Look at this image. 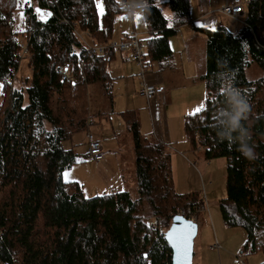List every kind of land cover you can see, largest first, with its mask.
I'll return each instance as SVG.
<instances>
[{
  "label": "trees",
  "instance_id": "1",
  "mask_svg": "<svg viewBox=\"0 0 264 264\" xmlns=\"http://www.w3.org/2000/svg\"><path fill=\"white\" fill-rule=\"evenodd\" d=\"M31 1L0 0V264H171L165 231L179 208L197 211L203 198L176 191L167 145L142 135L135 112L125 118L134 141L139 199L128 190L88 197L78 182L63 178L77 158L74 148L64 145L69 137L54 115L52 97H63L68 121L79 123L71 133L86 131L89 87L100 86L112 101L108 64L113 52L88 53L71 26L60 20L75 21L95 42L106 43L126 0H104L102 15L95 0ZM150 4V14H143L150 34L143 40L146 56L165 68L173 57L170 37L191 21V0ZM160 4L169 7L171 19ZM22 10L32 75L18 89L8 76L21 64L15 14ZM195 30L207 38V98L203 110L185 120L186 136L193 150L203 148L205 158H226V196L219 201L223 221L245 230L241 253H264V77L252 81L245 74L253 63L264 70V0H250L236 33L222 25ZM81 60L86 79L61 80L56 67L69 65L77 75ZM237 91L248 110L233 129L231 97ZM37 119L59 126L47 135L45 148L35 142L39 150L30 145ZM243 151L255 158L247 159ZM143 198L153 216L165 218L161 226L151 228L140 215Z\"/></svg>",
  "mask_w": 264,
  "mask_h": 264
},
{
  "label": "rangeland",
  "instance_id": "2",
  "mask_svg": "<svg viewBox=\"0 0 264 264\" xmlns=\"http://www.w3.org/2000/svg\"><path fill=\"white\" fill-rule=\"evenodd\" d=\"M22 1V0H21ZM118 3H122L123 0H116ZM133 4L136 6L139 4L140 0H131ZM216 1V0H214ZM29 2H33L29 0ZM25 3V2H23ZM96 9L98 15H102L105 10L104 0H100V4L102 5L101 9L97 7V0H95ZM192 4V0H191ZM163 13L168 19L172 18V12L170 11L169 7L166 4H160ZM136 8L133 12L126 10L125 12L122 11L115 16L114 20V28H113V36L110 42L112 41H119L120 34L122 33L123 28H127L129 26L128 20L121 23L119 19L122 16H133L135 14V25L136 31L140 33L141 39L144 40L143 36L146 34L147 26L144 19V15L140 14L136 11ZM220 10V9H219ZM218 11V18L221 21V24L226 27L229 31L236 33L239 31L240 27L242 26L241 20L233 19L226 15L219 13ZM15 29L20 32L19 38L22 40V44H25V37L23 31L25 30V16L22 11H18L15 14ZM131 19V17H130ZM132 22V19H131ZM219 24L215 26L214 29H217ZM237 25L238 29L235 27ZM205 35V34H204ZM91 42H95L93 39H89ZM118 52V51H117ZM121 53V52H120ZM205 56L206 60V50L203 53V57ZM199 58L201 55L199 54ZM29 58H25L21 61L20 67L17 72V76L15 79L14 87L18 89H24L27 86L26 78H30L32 75V68L28 65ZM151 70V69H150ZM149 70V72H150ZM137 74L134 76L136 77V84L143 80L140 76V71L136 69ZM147 72L146 75H150ZM153 73V72H151ZM113 75H119L120 72H112ZM246 77L252 81L261 80L264 77V70L260 68L256 63L248 66L245 69ZM139 77V78H138ZM121 80L120 83H113L112 91V100L115 102V112L110 116L111 121H106V119L102 118V113L106 112L111 107V100L110 98L104 93L103 89L98 85L90 86L87 92L88 94V108H89V118L92 114L95 119V124H93V119L91 120L92 124L89 127L90 132L93 134L95 138L99 137L101 139L105 137H113L116 139V136L123 135L121 137L122 142L124 143V148L122 149V143L120 150L117 151L115 149H111V152H105L104 157L106 158L107 162L115 163L119 161V154H122L123 150L124 157L126 158V162L124 164L121 163L123 170L118 172L117 170L113 172L114 177L117 178V183L119 187L114 186L112 178V174L109 176V170L105 167V163L94 164L95 161H92L87 155V145H86V131L84 132H75L71 137H69L65 141V145L68 147H72L75 150L77 163L72 165L69 169L63 172V178L66 181L71 182H78L85 193L86 196L90 197L89 195H93V191H97L98 195H102L104 193L110 192L109 187H113L114 190H130L132 193V197L134 199H139L140 195L137 191V187L135 184V190L132 188V179L135 178V169L132 167V161H135L134 156V141L132 138L131 133H128V127L123 119L121 114V110L124 107L125 102L131 101L134 99L135 102L139 101L140 105L143 109L147 110L148 103L146 100L142 99L138 93L136 92L135 83L129 79H119ZM190 94L189 96H191ZM188 96V97H189ZM3 98V90L0 84V104ZM207 98V97H206ZM206 98L200 108L205 107ZM188 99H185V104H187ZM51 107L53 108L54 115L59 118V124L64 128L66 134L68 133L67 130H74L79 127V123L74 122L70 123L68 121V116L66 113L65 104L63 102V97L58 95H53ZM198 108V109H200ZM139 112L138 109H135ZM111 111V109H110ZM201 111H194L190 115L198 113ZM184 115V114H183ZM189 115V114H188ZM181 116V115H179ZM187 118V117H186ZM185 118V119H186ZM67 124V130L65 129ZM150 117L145 115V125H150ZM36 127L34 128V133L32 135V139L30 145L33 146L36 144L39 145L40 142V149L45 148L46 146V137L47 135L52 134L55 132L56 129L54 128V124L50 123L47 120H44L39 123L38 119L35 123ZM111 125V129L109 127ZM58 128V127H57ZM144 131V130H143ZM128 135L131 137L132 147L128 150ZM98 139V138H97ZM33 148L38 149L37 146ZM39 150V149H38ZM116 152L117 156L115 159ZM112 155V156H111ZM186 158L189 160L188 163L185 161L181 163H175V167L173 168V175L175 181V188L176 191L179 193L184 194H192L195 193L201 198H203V208L198 209V234L195 238L194 242V257L193 263L194 264H233L235 261L234 255H239L244 260L245 264H261L264 261V253L260 250H256L250 253H241L242 248L246 241V232L242 227L234 226L228 227L225 225L222 217V213L219 207V201L226 196V166L227 160L224 157H216L212 159L205 158L203 154V148H197L194 150L193 153L185 154ZM87 156V157H86ZM131 164V167H130ZM119 177V178H118ZM124 177V179L122 178ZM136 181V179H135ZM2 196V192H0V197ZM205 206V208H204ZM152 211L148 202L143 198L142 204L140 206V215L145 218L150 226V223L158 216H153ZM161 225L164 222L165 218L161 217ZM160 225V226H161ZM216 238L221 243L223 250L219 252L215 249L210 248L216 241ZM232 254V255H231Z\"/></svg>",
  "mask_w": 264,
  "mask_h": 264
},
{
  "label": "crops",
  "instance_id": "3",
  "mask_svg": "<svg viewBox=\"0 0 264 264\" xmlns=\"http://www.w3.org/2000/svg\"><path fill=\"white\" fill-rule=\"evenodd\" d=\"M226 1L227 0H192L190 13L191 21L178 27L176 29V33L170 37V45L173 50V57L169 62L170 65L168 67L162 68L160 67L162 66L161 64L152 63V68L149 72L150 75L145 76V81L148 84L158 86L160 85L164 87V92L157 94L152 99L148 100L147 98L139 94L141 81L139 79V82L136 84V77H134L137 74L136 69L138 68V66L136 62L132 60L128 55L115 51L113 52L112 60L108 64V71L112 77L111 89L113 88V83H115L116 80H118L117 83H120L121 80L119 79L129 78L136 84L135 88L138 95L148 103L147 105L149 108L145 110L140 105L139 101L135 102L134 99H131V101L125 102L124 107L120 110L127 127L128 124L125 118L126 114L135 112L140 123V131L142 135L151 139L156 138L167 145L171 153L172 170L177 165V163H181L183 161H185V163H188L189 160L185 157V154L190 155L194 152V150L190 146V142L187 139L184 123L187 119L186 117L200 108L205 98L207 97V91L203 79V75L206 71V60L205 56L203 57V53L206 50L207 38L203 33L196 31L195 27L214 29L217 24H219L218 26L222 25L220 19L218 18L217 10H221ZM220 10L219 13L223 14ZM223 15L225 16V14ZM131 19L128 15L122 16L119 19V22L121 23L123 22V20H128L129 22V26L122 29V33L120 34L119 39H121L125 34L136 30L134 13ZM238 20H241V22L243 23L244 15L241 16ZM235 27L238 29L237 25ZM142 36L144 39H147L150 34L147 31L146 34ZM199 54L201 55V58H199ZM113 71H118L121 74L113 75ZM190 94L192 95L189 96ZM185 99H188L187 104L184 103ZM110 109L102 113L101 119L111 121L110 116L115 112L114 100H112L111 102ZM135 109H138L139 112ZM145 115L150 117L151 124L148 126L145 125ZM92 119L93 124H95V119L91 114V120ZM57 127L59 128V126H55L54 128L57 130ZM109 127L111 129L112 126L109 125ZM69 128L72 129L71 127ZM65 129L67 130V124ZM70 129L67 130V138L71 137L74 134L71 133L72 130ZM122 136L123 135L116 136V139H114L113 137H105L101 139L99 138L100 136L97 138L102 143L103 151L111 152V149L119 151L121 147L120 143H122V149L124 148V143L121 140ZM125 137H128V139H130L127 143L128 150H130L132 147L131 137H129L128 135H125ZM67 148L72 147H69L68 145ZM122 149L121 154H119L118 162L116 160L115 163H109L106 161L105 157L101 161L94 162V164L96 165L102 162L105 163L104 168L109 170L108 177H110V174H112L111 180H113L115 188L119 187V184L117 183V178L114 177L113 179V176H115V174L113 175V172L114 170H117L118 172L122 171L123 168L121 163L124 164V162H126V158L123 155L126 151L123 150L122 154ZM113 155H115L116 159V152ZM132 167H134L135 169V161H132ZM134 175L135 178L132 179V188H134L133 190H135V184L137 187V181H135L136 173ZM122 178L124 179V177ZM109 188L111 191L114 190L113 187ZM116 191L119 190L116 189ZM128 191L131 193L130 190ZM95 192L97 191H93L92 194L97 195V193ZM216 241L219 240L216 238Z\"/></svg>",
  "mask_w": 264,
  "mask_h": 264
},
{
  "label": "built area",
  "instance_id": "4",
  "mask_svg": "<svg viewBox=\"0 0 264 264\" xmlns=\"http://www.w3.org/2000/svg\"><path fill=\"white\" fill-rule=\"evenodd\" d=\"M250 0H227L226 3L222 6L221 12L226 16L232 17L233 19H240L241 16L245 14L246 7ZM123 8L125 10H129L133 12L136 6L133 4L131 0H126L123 3ZM60 23L71 26L74 30L75 34L81 40L83 46L86 48L88 53H93L97 55L108 56L110 52H121L123 54L128 55L132 60H134L139 68L140 76L143 80L140 83L139 94L144 96L148 100L152 99L157 94L164 92L163 86L151 85L145 81V74L149 72L152 68V62L146 56V49L143 40L141 39L140 33L136 30H133L127 34H125L119 41H108L106 43H97L91 42L89 39H93L91 34L86 31H82L77 22L69 21L67 18H62ZM29 51L27 44L21 45V61L25 58H29ZM56 71L61 76V80L63 81H71L73 83H78L80 79H86V74L84 70V61L81 60L79 67L77 69L78 74L75 75V72L69 65H60L56 67ZM18 72V68H11L10 75L8 76V81L13 82L16 79ZM91 120L87 122V130H86V141H87V152L88 157L95 162L101 161L104 159V151L103 146L100 140L95 138L93 134L90 132L89 127L91 126ZM200 148L199 146L197 147ZM203 208V206H201ZM205 208V206H204ZM198 210L194 211L190 207H182L179 208L175 215H182L188 219L197 222L198 219ZM162 218L156 217L151 223V228H157L161 224ZM212 249L216 251L222 250V245L219 241H216L212 246ZM235 261L233 264H245L242 257L239 255H234Z\"/></svg>",
  "mask_w": 264,
  "mask_h": 264
},
{
  "label": "water",
  "instance_id": "5",
  "mask_svg": "<svg viewBox=\"0 0 264 264\" xmlns=\"http://www.w3.org/2000/svg\"><path fill=\"white\" fill-rule=\"evenodd\" d=\"M198 234V223L182 215L172 218L164 238L172 251L171 264H194V242Z\"/></svg>",
  "mask_w": 264,
  "mask_h": 264
},
{
  "label": "clouds",
  "instance_id": "6",
  "mask_svg": "<svg viewBox=\"0 0 264 264\" xmlns=\"http://www.w3.org/2000/svg\"><path fill=\"white\" fill-rule=\"evenodd\" d=\"M123 11L125 12L126 10L123 9ZM136 11H138L140 14H150L151 11V4H150V0H140L139 4L137 5ZM129 17H132L131 13L129 14ZM233 73L234 71L231 70ZM232 102H233V106H234V114L231 117L230 120V124L231 127L233 129H237L240 127V121L243 117V114L246 110H248V104L245 103V101L243 99H241L240 97V93L234 92L232 94ZM243 155L249 159H254L255 157L252 156L250 151H243Z\"/></svg>",
  "mask_w": 264,
  "mask_h": 264
},
{
  "label": "snow or ice",
  "instance_id": "7",
  "mask_svg": "<svg viewBox=\"0 0 264 264\" xmlns=\"http://www.w3.org/2000/svg\"><path fill=\"white\" fill-rule=\"evenodd\" d=\"M22 2L27 3V2H29V0H22ZM97 7H98V9H101L102 8V5L100 4V0H97ZM39 12H40V10H37V13L38 14H39ZM202 110H203L202 108L197 109V111H202Z\"/></svg>",
  "mask_w": 264,
  "mask_h": 264
}]
</instances>
